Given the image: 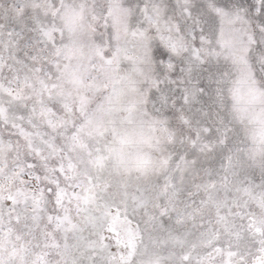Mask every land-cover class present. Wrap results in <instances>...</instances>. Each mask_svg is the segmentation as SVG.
Here are the masks:
<instances>
[{"label":"snow or ice","instance_id":"obj_1","mask_svg":"<svg viewBox=\"0 0 264 264\" xmlns=\"http://www.w3.org/2000/svg\"><path fill=\"white\" fill-rule=\"evenodd\" d=\"M0 264H264V0H0Z\"/></svg>","mask_w":264,"mask_h":264}]
</instances>
